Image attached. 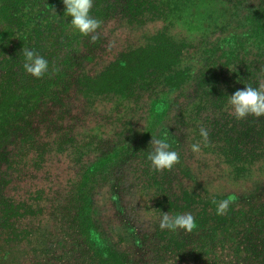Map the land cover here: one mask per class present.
Listing matches in <instances>:
<instances>
[{"label": "trees", "instance_id": "1", "mask_svg": "<svg viewBox=\"0 0 264 264\" xmlns=\"http://www.w3.org/2000/svg\"><path fill=\"white\" fill-rule=\"evenodd\" d=\"M90 15L102 22L95 42L73 29L63 0H0V264L8 243L32 241V224L42 214L58 223L64 238L61 245L41 241L43 264H264V185L242 195L195 191L188 184L178 193L170 189L172 178L177 185L179 176L194 181L181 153L186 126L191 144L217 156L233 180L264 174V116L238 120L228 103L235 91L264 83V0H93ZM119 18L138 25L159 19L165 27L99 69L86 70L102 51L104 24ZM172 27L185 35L171 34ZM23 47L48 61L41 78L24 70ZM72 90L91 106L108 104L104 119L130 138L109 146L97 141V156L63 192L33 186L20 200V182L73 140L57 127L63 117L54 111ZM178 91L187 101L180 130L164 126ZM201 127L208 130L206 143ZM43 130L51 141L42 142ZM152 137L166 139L179 154L171 171L152 168ZM126 162L137 166L142 186L152 190L156 212L193 215L197 226L191 233L161 230L158 213L149 236L128 223L134 240L129 249L110 241L95 217L93 196ZM113 194L119 202L118 191ZM229 197L226 214L217 215L218 203ZM147 253L150 263L144 261Z\"/></svg>", "mask_w": 264, "mask_h": 264}, {"label": "rangeland", "instance_id": "2", "mask_svg": "<svg viewBox=\"0 0 264 264\" xmlns=\"http://www.w3.org/2000/svg\"><path fill=\"white\" fill-rule=\"evenodd\" d=\"M163 27H165V23L159 19L146 21L142 25L128 24L122 18L105 23L100 31L99 46L102 51L96 52L94 62L87 65L85 69L91 68L94 71L99 69L125 48L142 43L147 37L162 30ZM170 29L173 35L179 37L185 35V31L180 27ZM184 95L186 94L179 91L173 94L176 105L173 106L168 120L165 121V127H179V130L183 128L179 125L181 121L179 115L180 109H185L187 104ZM108 109V104L97 102L91 106L77 91L72 90L70 92L64 106L56 107L54 111L57 110L55 113L63 117L57 127L67 132L68 137L73 140L69 141V145L63 154H52L48 161L41 165L42 168L39 172H31L34 177L25 178L24 181L20 182L18 189L20 200H23L30 191H33V186L36 188L43 186L46 191H51L48 189L50 186L63 192L68 188L69 181L76 179L80 167L97 156V151L95 152L94 149L97 141H103L106 146H109L110 143H119L121 139L130 138L127 133L120 134L118 126L111 123V120L104 119L108 114ZM208 114L207 112L204 113V115ZM139 125H142V120H140ZM183 129L185 130H183V137L181 138V153L194 181L179 176L177 185L172 178L170 181L171 192L176 191L178 193L181 187L188 184L195 191L198 189L209 193L242 195L264 185V174L260 176L255 174L250 178L236 181L230 178L227 165L219 161L217 156L203 152L193 153L190 148L192 145L191 138L194 137L193 133L187 126ZM43 132L44 130L41 133L43 135L42 142L53 139V137H45ZM91 140L95 142L88 149L85 144ZM118 177L120 178L117 179ZM115 179L117 181L111 183ZM49 181L51 183H48ZM115 191H118L120 195L119 202L114 200L113 193ZM13 192L10 191V196L14 195ZM152 195L150 188L144 189L142 186V179L140 180L137 166L129 164V162L114 169L111 176L96 188L93 196L95 217L102 230L109 236L110 241L127 249L132 247L134 240L128 235L129 230L126 227L130 225L128 223L133 224L141 236L145 234L149 236L154 232V219L160 217L158 214L160 212H156L153 208L154 198ZM42 206L47 209L49 205L43 201ZM27 222H29L28 219L24 220L23 223L27 224ZM32 225L36 227L32 241L22 239L17 243H8L9 254L4 264H39V262L43 264V261L39 259V250L44 247L41 241H45V245H49L48 242L52 239L58 245L63 243L62 229H59L58 223L53 219L42 214L37 216ZM120 238L123 239L122 243H120ZM144 261L152 262L150 253L145 254Z\"/></svg>", "mask_w": 264, "mask_h": 264}, {"label": "clouds", "instance_id": "3", "mask_svg": "<svg viewBox=\"0 0 264 264\" xmlns=\"http://www.w3.org/2000/svg\"><path fill=\"white\" fill-rule=\"evenodd\" d=\"M63 4L65 5V13L71 18L70 23L73 29L83 36H90L91 42L97 41L99 39L97 30L101 27L102 22L90 15L93 0H63ZM21 52L25 57L23 68L26 73L41 78L48 70V61L31 49L23 47ZM228 103L232 108V115L238 120L249 115L257 118L264 116V83H260L258 87L246 85L244 89L235 91L234 94L229 96ZM200 136L206 143L208 130L201 127ZM150 144L153 146L154 151L149 153L147 158L155 171H171L180 162L179 154L176 151L169 150L170 145L166 142V139L152 137ZM190 148L193 153L198 154L201 152L199 143L192 144ZM231 202V197L220 201L216 209L217 215L226 214ZM196 226L195 218L191 213L170 216L168 212H163L159 223L161 230L176 231L182 229L186 233H191Z\"/></svg>", "mask_w": 264, "mask_h": 264}]
</instances>
